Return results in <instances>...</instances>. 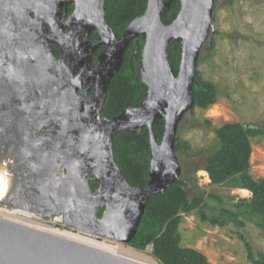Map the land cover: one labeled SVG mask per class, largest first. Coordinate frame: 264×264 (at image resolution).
Masks as SVG:
<instances>
[{
    "label": "water",
    "instance_id": "95a60500",
    "mask_svg": "<svg viewBox=\"0 0 264 264\" xmlns=\"http://www.w3.org/2000/svg\"><path fill=\"white\" fill-rule=\"evenodd\" d=\"M172 1L175 0H147L145 11L116 36L105 20V0H0V120L3 122L6 118V123L13 120L14 116L19 122L23 120L24 117L14 110V104L18 103L15 100L17 91L27 88L37 67L43 68V64L32 59L38 51L35 40L46 31L45 24L56 23L49 18L51 9L56 8L58 17L63 4L70 2L75 3V10L67 21L76 18L77 23L72 32L86 35L87 30L95 27L100 35L98 44H104L96 66L106 58V63H110V68L95 85L93 95L98 97V115L107 85L120 69L126 47L139 35L144 41L140 52V79L147 87L146 96L138 106L124 108L111 118H101L97 124L100 131L93 130L92 138L82 148L85 161L93 166L97 186L92 189L88 179H78L81 176L77 169L78 157H70V162L62 158L61 145L67 146L76 140L63 128L45 163L37 158L40 153L49 154L43 145L35 148L31 144L28 148L17 147L4 153L0 179L7 182L8 194L0 204L32 209L40 213L39 217L47 214L40 210L48 209L50 204L51 214L62 213L68 227H81L108 241L128 244L137 230L148 198L163 193L178 180L180 168L174 148L178 141L176 128L183 113L193 105L192 84L199 51L212 30L215 0H179L176 17L164 24L161 18ZM80 26L85 30L80 31ZM174 42H178L179 50L177 74L167 53L168 46ZM161 118L164 119V131L158 142L153 124ZM43 120H46L44 116L30 128L33 127L34 132L39 130ZM142 127L148 129L149 179L146 184L132 186L123 178L114 160L112 134L121 130L134 133ZM9 129L8 138H18L19 126L14 124ZM25 155L29 157V164L17 163ZM71 169L74 173L77 171L76 177L71 175ZM93 195L99 202L91 199ZM67 201L69 209L64 207ZM101 209V215L97 216ZM0 264L145 263L0 217Z\"/></svg>",
    "mask_w": 264,
    "mask_h": 264
},
{
    "label": "rangeland",
    "instance_id": "374dc122",
    "mask_svg": "<svg viewBox=\"0 0 264 264\" xmlns=\"http://www.w3.org/2000/svg\"><path fill=\"white\" fill-rule=\"evenodd\" d=\"M211 18L212 30L199 51L196 71L215 86L216 101L207 108L196 105L192 111L188 109L178 121V141L188 143V148L176 153L178 178L188 197L203 193L199 206L208 202L234 208L242 225L228 220L222 226H211L200 219L196 207L181 214L178 230L181 243L201 252L209 264H254L247 257L245 241L264 256V228L254 218L237 212L248 210L241 206L248 205L251 191L232 185L234 177L215 181L201 168L217 151V130L225 123H240L263 130L249 137L248 172L254 180L264 178V0H215ZM91 182L98 185L97 180ZM55 215L42 219L51 223ZM60 227L74 228L64 222ZM148 247L152 256L151 244Z\"/></svg>",
    "mask_w": 264,
    "mask_h": 264
},
{
    "label": "trees",
    "instance_id": "16d2710c",
    "mask_svg": "<svg viewBox=\"0 0 264 264\" xmlns=\"http://www.w3.org/2000/svg\"><path fill=\"white\" fill-rule=\"evenodd\" d=\"M147 0H105V20L120 36L127 24L140 16L146 8ZM113 8L117 11L113 12ZM180 9V1H172L169 9L162 16L164 24H169ZM114 13H117L115 17ZM142 36L133 38L126 47L122 64L111 79L103 103V114L112 117L127 107L138 106L145 98L147 87L140 79V52L143 45ZM168 61L177 74L179 66L178 42L171 43L167 48ZM194 102L188 111L199 105L207 108L216 101L215 86L204 80L196 71L192 84ZM156 139L160 142L164 131V119L153 124ZM256 127H245L240 123H225L217 130V151L206 158L201 169L206 170L215 181H223L234 177L232 185L251 191L250 202L241 207L248 210H238L243 215L254 218L264 228V178L254 180L249 172L248 157L250 154L249 137L261 133ZM175 152L180 153L188 148L185 141H177ZM113 157L123 178L132 186L146 184L149 179V143L148 129L142 127L136 132L121 130L112 134ZM95 185L93 184V188ZM203 193L190 198L184 190V183L178 178L171 183L163 193L151 195L146 201L145 208L137 230L127 245L144 250L151 244V254L159 264H209L206 257L191 247L181 243V233L178 230L182 213L199 208L198 214L202 221L211 226H222L232 220L241 226L237 219L236 210L227 206H214L208 202L199 206ZM102 209L98 212L100 216ZM251 215V217H250ZM254 215V217H252ZM247 257L254 264H264V256L255 253L247 241Z\"/></svg>",
    "mask_w": 264,
    "mask_h": 264
},
{
    "label": "flooded vegetation",
    "instance_id": "af4514ba",
    "mask_svg": "<svg viewBox=\"0 0 264 264\" xmlns=\"http://www.w3.org/2000/svg\"><path fill=\"white\" fill-rule=\"evenodd\" d=\"M55 9L52 8L49 14L55 19L49 18L56 22V25L45 24L46 31L42 32L35 40L38 51L35 52L32 59L43 64V68L37 67V71H33L27 88H21L22 90L19 88L15 98L18 103L14 104V110L24 118L21 122L16 120V116L7 123L5 121L8 118L4 122L0 120V164H2L6 151L17 147L28 148L31 144L35 148L43 145L44 150L47 147L49 154L40 153L37 157L38 160L45 163L44 161L50 158L53 142L55 138L57 139L56 136L63 128H66L65 130L70 135H74L76 140L75 142L70 141L67 146L61 145L64 150L62 158L70 162V157H78L82 165V167L80 164L78 165V172L81 176L83 171L86 173L89 185L93 189L94 183L91 180H95V178L90 176L88 164H83L85 158L81 151L85 147V143L92 138L93 130L100 131L101 128L97 126L98 121L103 117L111 118L103 114L104 101L101 105L100 115H98V97L93 95L97 80L107 72L110 63H106V58L96 66L104 44H98L100 35L95 27L87 30L86 35H79V31L72 32L73 28L77 26L76 18L71 19L70 23L67 18L75 10L74 2L63 4L59 9L58 17ZM83 30L85 27L80 26V31ZM70 31L71 35H69ZM15 85H18V79H16ZM6 107L2 109L4 110ZM43 116L46 120H43L40 129L34 132L30 125L36 126ZM14 124L19 126L18 138L9 139V127ZM69 152H71L70 155H68ZM28 161L29 157L25 155L17 163L29 164ZM71 175L76 177L77 171L74 173L72 170ZM48 209L51 208L48 207Z\"/></svg>",
    "mask_w": 264,
    "mask_h": 264
},
{
    "label": "bare ground",
    "instance_id": "6f19581e",
    "mask_svg": "<svg viewBox=\"0 0 264 264\" xmlns=\"http://www.w3.org/2000/svg\"><path fill=\"white\" fill-rule=\"evenodd\" d=\"M50 17H52L53 19L54 16L49 15ZM56 25V24H55ZM58 33V31H55ZM54 116V114H53ZM62 132V131H61ZM60 132V133H61ZM59 136H61L60 134L57 136L58 139ZM167 143V139L164 142V147ZM83 164H88L85 160L83 161ZM80 167H82V165L80 164ZM92 170H93V166L91 164H88V171H90V176L94 177V174H92ZM70 172L72 173V170H70ZM63 173V171H62ZM83 178H79V180H86L88 179L89 182V178L87 177L86 173L83 171ZM95 178V177H94ZM208 180V179H207ZM98 181V180H97ZM7 182H4L3 180L0 179V202H2V199L5 198V196L8 194V189H7ZM243 192L247 193L246 189H242ZM93 199V201L95 203L99 202V200L93 195L91 196ZM89 198V197H88ZM96 205H94L93 211H94V207ZM48 207L51 208L50 210H40L41 212H47V216L51 215L52 213V207L50 206V204H48ZM64 207H66L67 209H69V204L68 201L66 202V205H64ZM5 207H0V215H2L3 218L8 219L10 221H13L15 223L24 225V226H28L34 229H38L44 232H48L51 234H55L82 244H86L98 249H101L103 251H107L111 254L117 255L119 257H123V258H127L133 261H137V262H142L145 264H159L150 254H149V247H147L145 250H139V249H135L131 246H126L124 244H121L119 242L116 241H108L105 238H100L98 237V235H95L94 233L84 230L83 228L79 227L77 230L72 229V228H60L57 226H53L52 224H50V222H44V221H39L37 219H35V217L37 215H39L40 213L35 212L34 210L30 209H23V208H13L11 210H7L4 209ZM54 209V208H53ZM71 213L73 214V216H75V218H77L76 213H74L73 211H71ZM19 215V216H16ZM1 217V216H0ZM8 217V218H7ZM48 220V219H47Z\"/></svg>",
    "mask_w": 264,
    "mask_h": 264
},
{
    "label": "built area",
    "instance_id": "2783aa9c",
    "mask_svg": "<svg viewBox=\"0 0 264 264\" xmlns=\"http://www.w3.org/2000/svg\"><path fill=\"white\" fill-rule=\"evenodd\" d=\"M3 205L0 204V207H2ZM5 208L4 209H7V210H11L13 208H18V207H10V206H7V205H4ZM20 208H23V207H20ZM23 209H26V208H23ZM29 210V209H27ZM35 219L39 220V221H44V222H49V221H45L42 219V217H39L38 215L35 217ZM63 222H64V219H63V214L61 213H57V215L54 216V221H51L50 224H52L53 226H57V227H60V225H63ZM61 228V227H60Z\"/></svg>",
    "mask_w": 264,
    "mask_h": 264
},
{
    "label": "clouds",
    "instance_id": "9594fccd",
    "mask_svg": "<svg viewBox=\"0 0 264 264\" xmlns=\"http://www.w3.org/2000/svg\"><path fill=\"white\" fill-rule=\"evenodd\" d=\"M148 247V246H147Z\"/></svg>",
    "mask_w": 264,
    "mask_h": 264
}]
</instances>
